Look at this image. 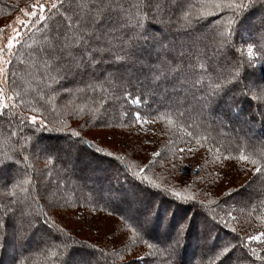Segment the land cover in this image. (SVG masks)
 Here are the masks:
<instances>
[{
  "label": "snow or ice",
  "instance_id": "snow-or-ice-1",
  "mask_svg": "<svg viewBox=\"0 0 264 264\" xmlns=\"http://www.w3.org/2000/svg\"><path fill=\"white\" fill-rule=\"evenodd\" d=\"M249 6L244 0H33L21 10L24 19L17 18L18 27L7 25L0 28V121H6L9 126L14 124L20 130L11 132V135L16 137L12 152L18 159L26 161L28 157L24 153L34 147L37 132H56L68 127L64 123H61L59 129L50 127L52 122H46L43 112L55 111V102L61 95L67 98L64 105L67 107L74 94L82 93L85 89L66 88L62 81L86 74L89 69L95 72L98 64L123 62L115 71L107 72L103 82L97 80L95 83H86V88L92 92L105 93L100 97L99 107L126 102L140 108L143 103L140 95L134 96L125 91L123 96H119L114 89L117 87V81L123 79L129 63H144L137 57V53L146 47L145 42L157 39V35L146 28V22L160 25L162 30L174 26L183 28L194 40H206L205 47H211L223 57V64L209 65L216 73L214 86H203L198 76L191 80L193 99L199 105L202 115L210 114L214 106L223 104L231 117L239 121L241 131L254 128L258 121L264 122V76L257 79L254 74H246L243 71L245 62L237 61L233 64L229 60V50L235 49L233 37L236 29L233 26L237 24V20L229 19L227 27L223 23L225 9L231 10L235 16L237 13H243ZM210 17L215 19H209ZM22 29L27 31V37ZM37 34L38 40L35 39ZM28 41L32 43L29 44ZM25 46L28 54L40 59L47 70L42 76L46 90H35L33 101H28L35 105L27 110L31 115L25 114L23 110L26 101L17 82V73L12 70L15 67V58ZM105 51L112 52L110 60L103 58ZM121 52L124 54L121 55ZM179 55L184 57L186 54L181 52ZM247 56L246 63L249 66L255 61L264 63V32H259L256 40L248 43ZM53 83L59 87H52ZM105 83L108 88L104 87ZM28 91L23 89L25 93ZM198 92L202 95L197 96ZM245 102L248 104L246 112L243 107ZM154 112L156 116L161 115L159 109ZM123 115L128 117L127 112ZM150 115L146 114L142 118L141 112L135 111L128 123H155L154 119L147 118ZM184 115V111L176 109L177 119H182ZM163 118L170 119L167 116ZM101 123L106 127L111 126L107 119ZM24 129L30 130L32 135H27ZM187 136L191 137V140L184 141L186 147L178 148L180 159L184 158L182 154L185 152L191 153L203 148L205 145L201 141L207 140V137L195 136L191 131L187 132ZM244 136L250 140L249 133L245 132ZM59 139L65 140L64 151L69 155L83 152L82 145L90 143L80 131H73L67 134V138ZM193 141L195 148L191 146ZM247 143V140L241 138L237 153L233 155L225 149L223 159L237 162L239 171L245 174L252 172L253 178L240 188L230 189L226 193L227 199L222 202L211 199L210 204L206 203L205 199L197 198L187 180L181 182V189L162 186L161 183L149 180L146 168L154 163L152 161L150 165H137V171H131L128 165L123 164L119 157H113L111 152L105 153L102 149L89 147L94 157L99 153L96 157L97 163L116 162L120 166L118 180L120 171L124 175V179L114 186L109 203L123 206L120 217L124 221L128 239L133 245L142 244L147 249L143 254L130 255L126 264H185V246L194 225H197L196 248L200 252L201 264H238L239 261L250 260L251 257H255V260H250V264H256L257 260L264 264V256L258 255L255 247H250L256 243L264 248V225H261L255 234L246 233L241 236L236 228L229 224V219L237 222L231 201L241 195V188L247 191L249 199L253 193L264 197V140L259 142L260 147L253 146L249 152L245 151ZM207 151L215 155L220 152V148H208ZM152 156L164 159L160 152H153ZM105 157L110 159L106 161ZM215 158L221 159L220 156ZM9 162L17 161L11 158L0 159V170ZM169 163L174 170V162L170 160ZM225 178L220 172H216L212 178L213 186L218 187L220 181ZM10 184L11 180L2 187L7 188ZM24 184L34 185L35 181L25 175L22 181L14 185L21 188L23 195L13 191L0 197V226L10 224L13 238L18 244L23 246L28 237V231L25 230L27 225L32 234L43 229L46 238L44 242L51 241L49 247L55 245L57 251L63 253L61 264H109L114 253L106 252L97 245L75 240L63 228L55 229V221L50 220L46 212L37 213L32 205L38 202L42 193L37 191L36 195H32L31 189L24 188ZM201 192L206 197L210 195L208 189H202ZM52 195L55 196V192ZM221 203L226 206L221 208L225 217H219L216 211L221 207ZM242 203L245 207L248 206L247 200ZM210 205L213 207L209 211ZM222 228H227L232 234L231 240H221L218 233ZM117 239L119 240V237ZM238 251L242 252L239 257L236 256Z\"/></svg>",
  "mask_w": 264,
  "mask_h": 264
},
{
  "label": "rangeland",
  "instance_id": "rangeland-1",
  "mask_svg": "<svg viewBox=\"0 0 264 264\" xmlns=\"http://www.w3.org/2000/svg\"><path fill=\"white\" fill-rule=\"evenodd\" d=\"M7 1L15 4V2L12 0ZM244 3H253L255 6H259L262 13L261 21H263V30L260 32H264V0H244ZM24 7L25 6H21L19 10H14L13 8V11L10 14L6 15V17L0 18V28H3L7 25H15L18 27L19 25L17 24V18L24 19L23 13L21 11L24 9ZM22 31L25 32L26 30L22 29ZM241 33L244 32L241 30ZM257 33H259V30ZM257 33L255 35L252 34L251 36H243V34H241V36L239 35L235 38L238 42L235 48L237 53L236 55H238L241 60L243 59V62H245L244 65L246 67L249 66L246 63L248 60V43H252L254 40H256ZM187 41H189V39ZM188 43L190 44L191 41ZM200 43L205 44L207 41L205 40L204 42H199V44ZM177 49L178 50H173V52L178 55L181 52H187L186 46H182ZM104 53L110 54L109 51H105ZM25 56L30 55L27 52L22 53L20 51L19 56L15 58V65L17 64L19 66V68H16L15 66L16 69H19V71L17 70L16 73L17 76H21L20 79L23 85L29 83V79H31L30 76H27L30 73H27L26 75V71L23 72L21 69V66H24L26 63ZM31 57L32 56H30V58ZM210 58V62L212 63H202V69H205L212 64H223L222 56H210ZM106 64H109V66L106 67L103 65L102 68L97 67L95 72L90 69V71H87L86 74L76 77H69L63 80L62 83L66 88L88 89L86 88V83H95L97 80L103 82L107 72H113L117 67H119L117 64ZM251 66L253 69H248L249 67H247L250 74H254L257 79L264 76V71L262 70L263 65L260 61H255ZM250 71H254V73H251ZM46 72L47 70L44 68L40 71V74L43 76V74ZM126 73L127 72H125L124 75L125 78L123 77L122 80L117 81L118 88L116 87L114 89L115 93L118 94L120 89L124 90L130 86H133L136 91H142V88L145 87L144 85L147 84V82L142 83L143 81L140 80L141 83L138 82V84L131 78H128ZM180 82H183L182 78L180 79ZM57 87H59L58 84ZM104 87L108 88L107 83L104 84ZM151 87L153 90H156L153 85H151ZM88 90L91 91L90 89ZM110 91L113 90L110 89ZM189 91L191 92L192 90L190 89ZM98 92L100 93L99 103L94 104L96 110L99 109L96 107H99L101 103L100 97L105 95L104 92ZM61 98L59 101L62 100V103L63 100L66 101L65 97H63V99ZM65 101L60 106L67 113L64 117L57 119V122L54 120L52 121L55 122L56 125L61 126V123L64 122L68 125V127L80 129L82 136L85 137L87 141L94 142L100 149L103 148L105 151L111 152L113 156L119 157L126 165L134 163L135 166H133L136 169L137 165L145 166L150 165V161L154 162L146 168V171L149 170L151 177L153 178L150 180L156 181L154 179H159L169 186H174L177 189H181L183 187L181 182L187 180L191 185V191L197 195L198 199H205L206 203L210 204L211 199H216L222 202L223 200L227 199L226 193L230 189L240 188L241 185L246 184L250 179L253 178L252 172L245 174L244 172L239 171L240 166L237 162L224 160L222 154L216 153L213 155L212 152L207 151V149L211 147L204 146L203 148L194 150L191 153L185 152L182 154L184 156L183 159L178 158L180 155L178 153V148H185L186 144L184 141H189L191 139L187 136L185 127H180L174 122L159 121L158 119L147 117L149 120L154 119L156 122H149L143 125L129 124L128 120H130V118L123 117L125 119L122 118L120 123H117L116 119H110L106 112L111 111L112 113L121 105L120 102H118L115 106H109L108 104H105L103 107H101L102 112H105V114L101 113V115H98V120H96V118L89 120L87 116H81L80 111L79 115L74 113L76 112V107L73 106L75 104H72V102H70L68 106L65 107ZM182 105L183 107H181V111H184L185 113H188L196 118H209L214 126L223 128V131L226 133V135L234 137L238 140H241V138L244 140L248 139V137L244 136L245 132L243 131H245V129L241 131V128L235 126L232 127V125L229 123V120H222L219 115L215 116L211 113H204L202 115L199 111V105L197 104L196 100H188ZM69 106H73L74 109H67ZM90 106L92 105L87 104V109L91 110ZM105 109H107V111H105ZM144 117L145 116H142V118ZM62 119H64V121ZM105 119L109 121L111 126L106 127L101 123V121ZM94 121L97 122L94 123ZM27 130L23 131H26V134L31 136V131ZM19 131L20 130L16 128L14 124L9 126L6 121H0V159L11 158V160L17 161L13 164L14 168L11 170L3 169L0 172V197L7 193V189L2 187L3 184L9 180L15 181L19 178L24 179L26 175L35 181L34 185L27 186L31 189V192L33 190L35 195L37 194V191L42 193L37 202L39 204L38 207L36 205H32L34 210L38 213L46 212L49 219L55 221V229L59 230L63 228L65 231L70 233L75 240L89 242V244L97 245L106 252L114 253L109 264H126L127 259L130 258V255L137 253L143 254L147 250L146 246L142 244L133 245L131 243V241L128 239L127 230L124 228V223L121 220L116 218L114 215L103 211H98L86 206L84 202H81V194L83 193L84 195L85 192L87 194H91L93 198L95 197L98 199V195H95L94 192L98 186L96 185V181L91 178L87 180L84 179L81 183H73L68 180V174L71 176L76 175L75 172V174H72V168L76 165L74 166V164H71L74 163V160H70V156H68L69 154L64 151L66 146L65 141L61 140L60 142L52 141L47 143V140H38L37 136L35 135L34 147L28 152L24 153V155L28 157V160L25 161L18 159L12 152L13 141L16 139V137L12 136L11 132ZM256 135L257 134H250V137L255 139L257 137ZM38 141L40 142L38 143ZM35 145H39V147H36ZM191 146L194 148L196 147L194 141L192 142ZM153 152H160L164 159H158L157 157L152 156ZM65 154L67 157V162L64 158ZM216 156H220L221 159L217 160L215 158ZM51 158H54V161H50ZM86 159L88 158L82 157L79 160L81 161L78 163L80 168L85 166L84 161ZM170 160L175 164L174 170L172 169V165L169 163ZM102 165L100 166L102 167ZM197 172H199V176H197ZM216 172H220L221 175L226 177L220 181L218 187H215L212 184V178ZM102 174H105V172ZM48 189H50V191ZM202 189H208L210 195L207 197L203 195L201 192ZM53 192H55V196L52 195ZM260 197L261 196L253 193L249 199L247 191L241 188V195H237L236 198L231 201L235 209L233 211V215L237 216V222H233L229 219V224L232 227H235L237 232H239L242 236H244L246 233L255 234L260 229V226L264 225L262 218L258 214L252 213V211L249 209L251 204L256 203ZM245 200H247L248 205L250 204L249 207H245L242 203ZM210 207H213V205H210ZM224 207L226 206L221 203V207L216 209L220 217H225L224 211L221 210V208ZM9 237V241H15L12 235L11 225ZM117 237H119V240ZM45 240V237H40L31 244L24 243V245L30 249H28L29 251H31L41 243L43 245L51 243V241L44 242ZM251 246L257 249V253H259V255L263 253L262 256H264V248H261L256 243L251 244ZM193 249L194 247H192L191 252H193ZM24 254L25 252L21 250L16 253L14 248L11 247L8 250V259L6 258V263H9L14 255H16V259H19ZM121 257L124 259L122 260ZM42 260L44 259L36 261L40 262ZM49 262L50 261H44L42 264H49Z\"/></svg>",
  "mask_w": 264,
  "mask_h": 264
},
{
  "label": "trees",
  "instance_id": "trees-1",
  "mask_svg": "<svg viewBox=\"0 0 264 264\" xmlns=\"http://www.w3.org/2000/svg\"><path fill=\"white\" fill-rule=\"evenodd\" d=\"M15 2V4L10 3L7 0H0V18L6 17V15L10 14L14 8L19 10L21 6H25L24 9L27 7L28 4L32 3L33 0H12ZM192 2H196V0H192ZM248 3V2H247ZM245 3V4H247ZM250 6L243 12V13H237L235 16L233 15L231 10L225 9V16L223 23L225 27H227V21L229 19H236L237 24L233 27L236 29L235 35L233 37V41L236 45L238 42L236 41L237 36H251L252 34H256L259 30H263V21H261V10L259 6H255L253 3L249 4ZM209 19L214 20V17H210ZM146 28H148L152 33H155L157 35V39L155 41L149 40L146 41V47H144L139 53H137V57L144 61L143 64H132L129 63L127 65V73L126 75L128 78H131L135 82L143 81L142 83L147 82L142 88V91H136L133 86L128 87L127 89H118L119 96H123L125 91L131 92L134 96L140 95L142 100V105L140 108H136L133 105H129L126 102H120V106L116 108L112 113L111 111H107L106 114L109 115V118L112 120L116 119V122L120 123V120L124 117L123 113H128V118H132V114L135 111H140L141 116H146V114H151L150 118L158 119L159 121H171L176 123L178 126L185 127L186 133L191 131L195 136L201 137H207V140H202L201 142L205 145V147H219L220 148V154L223 156L225 155V149H228L233 155L237 153V149L239 147V141L238 139H235L234 137H231L229 135H226L224 133L223 128H219L217 126H214L209 118H196L192 115L185 113L184 117L182 119L176 118V109L179 108L180 110L183 107L182 104L186 103L188 100H194L193 99V93L189 90L191 89V80L194 76H198L200 81L203 82V86L205 87H212L216 83V73L211 70V67H206L205 69H202V63L210 64V56L211 57H218V54L213 51L211 47H205V44H202L193 39L190 35L186 34V30L183 28H180L178 26H174L170 29H161L160 25H151L146 22ZM241 30L244 33H241ZM27 31H25V37H27ZM258 34V33H257ZM35 39H39V35L35 37ZM191 41L189 44L187 41ZM28 43H32V41H28ZM166 46V47H164ZM182 46L187 47V52H185V56L181 57L178 54H175L173 50H178L177 48H180ZM107 47V45H105ZM24 49V50H23ZM118 51V49H116ZM22 53H28L27 47H22L20 49ZM154 51V52H153ZM157 52V53H156ZM159 52V53H158ZM123 55L124 53H120ZM174 54V55H173ZM236 49L229 50L228 52V58L230 57V61L234 64L237 61L243 62V59L236 55ZM112 57V52L110 54L103 53V58L105 60H110ZM26 63L24 66H21L22 71H26L30 76L31 79H29V83H26L23 85L21 82V76H17V82L21 86L22 95L24 96V99L26 101L23 110L25 111V114L31 115L32 113L27 111L31 107L35 106L34 103H28V101H33L34 96L36 95L37 89H45V85L42 80V74H40V71L44 69V65L38 58H33L30 56H25ZM161 61H168L170 63L168 64H162ZM123 62H117V65H120ZM245 64V63H244ZM263 65L262 70L264 71V63H261ZM105 65L106 67L109 66V64H98L97 67H101ZM16 68L19 66L16 64ZM248 69H253L252 66H247ZM247 67L244 65L243 71L245 73H249ZM251 67V68H250ZM15 67L12 69L14 72L19 69H16ZM39 68V69H38ZM163 70V75H161V72ZM87 71H90L87 70ZM251 72V71H250ZM251 73H254L252 71ZM125 75V73H124ZM126 76V77H127ZM159 77L158 79H153V77ZM125 78V76H124ZM183 79V82H180V79ZM31 80V83H30ZM126 80V79H124ZM33 82V83H32ZM22 83V84H21ZM49 83H52L49 81ZM138 83V84H139ZM151 85L155 87L156 90H153ZM147 86V87H146ZM52 87L58 88L57 84H52ZM118 88V87H117ZM145 88V89H144ZM23 89H28L29 91L27 93L23 92ZM152 90V92H151ZM201 93H196V95H200ZM99 95L100 93L89 91L88 89H85L82 93H75L72 98V104H75L73 106L76 107V112H74L76 115L80 114L81 116H87L89 120H93L96 118L98 120V115H101L102 112L101 107H96L99 109H95L94 104L99 103ZM62 97V98H61ZM63 95L60 96L61 99H63ZM78 97V98H77ZM59 98V99H60ZM66 98V97H65ZM59 99L55 102V111H47L43 112V118L47 121H55L64 117L67 113L63 108H61V104L64 103L65 100L59 101ZM67 100V98H66ZM87 104H90L92 106L91 110L87 109ZM73 106H69L67 109H74ZM245 112L248 110V104L245 102L243 104ZM79 108V109H77ZM80 109H83L81 111ZM94 109V111H93ZM159 109L160 116H156L154 110ZM43 111V110H42ZM92 111V112H90ZM211 114H214L215 116H218L222 120H229V123L232 125V127H238L241 128V125L239 121L235 118L231 117V114L228 109H226L223 104L214 106ZM39 116L40 113H37ZM167 116L170 119H164L163 117ZM125 119V118H123ZM193 119V120H192ZM64 121V119H62ZM55 122H52L51 126H55L57 129L60 128V125H56ZM97 121H94V123ZM112 122V121H111ZM64 123V122H63ZM65 124V123H64ZM27 130V129H24ZM28 131V130H27ZM73 131H81L80 129H75L71 127H66L62 131H56V132H50V131H40L36 133L37 139L41 140L43 138L44 140H47V143L55 141L60 142L61 140L65 141L64 139H59L60 137L67 138V134L71 133ZM27 133L26 131H24ZM251 135L257 134L256 138L253 139L250 137L249 139H245L248 141L247 146H245V151L249 152L251 151V148L253 146L260 147V141L264 140V122H256V126L254 128H245V131ZM82 135V134H81ZM41 137V138H40ZM85 138V137H84ZM191 139V137H189ZM262 138V139H261ZM86 140V138H85ZM40 141H38L39 143ZM89 142V141H88ZM84 151L83 152H77L74 155H68L70 156V160H74L75 167L72 168V174L76 175H69L68 174V180L73 183H81L84 179L87 180L89 178L96 181V189L94 190L95 195H98L96 199L93 198L91 194H81V202L93 209H96L98 211H103L106 213H109L111 215H114L116 218L121 220L120 213L123 211V206L118 205L117 203H109V200L111 199L113 193H114V186L119 183V181H122L124 179L123 172H119V180L117 179L118 175V169L120 166L116 162L112 163H97L96 157L99 156V153L96 154V157H94L91 152L89 151V147L92 148H99L96 143L91 142L89 145H82ZM100 149V148H99ZM103 149V148H101ZM105 153V151L103 149ZM67 153V152H66ZM68 154V153H67ZM87 157L84 161V167L80 168L78 166V163L81 158ZM117 157V156H113ZM65 161L67 160L66 154L64 156ZM106 161L110 158L105 157ZM121 160V159H120ZM50 161H54V158H51ZM67 162V161H66ZM121 162L125 164L122 160ZM12 162H9L3 169H12L13 167ZM103 164V165H102ZM102 165V167L100 166ZM134 163L128 164L129 169L131 171H137V169L133 166ZM100 166V167H99ZM133 166V167H132ZM2 169V170H3ZM93 169V170H92ZM1 172V170H0ZM75 172V173H74ZM105 172V174H102ZM93 175V176H92ZM146 175L148 179H153L151 177V173L149 170L146 171ZM150 176V178H149ZM23 179L19 178L15 181H12V184H10L6 189L7 193H11L15 191L18 195H23L20 187H15L14 185L22 181ZM81 180V181H80ZM92 180V181H93ZM156 180V183H161L163 186H167L165 182L161 180ZM8 182V181H7ZM28 184H24L23 187H27ZM169 186V185H168ZM32 195H35V192L32 190ZM83 195V196H82ZM33 205L38 207V203L35 202ZM250 205V204H249ZM248 205V207H249ZM187 207V206H185ZM209 207V211H210ZM252 213L258 214L263 222H264V197H260L256 203L251 204L249 208ZM38 213V212H37ZM219 216V215H218ZM220 217V216H219ZM179 218V217H177ZM51 220V219H50ZM123 223L124 221L121 220ZM8 228V229H7ZM197 225L193 226V230L189 236L188 243L186 244V252L184 253V261L185 264H201V257L200 252L196 248V231ZM25 230L28 231V237L24 241V243L31 244L33 241L37 240L40 237H44V231L41 229L39 232L32 234L30 229H27V225H25ZM8 232V233H7ZM9 233H10V224L0 226V264H21L23 261V264H42L44 261H50L49 264H61V261L64 259L63 253L58 252L55 245L49 247V244L43 245L42 243L37 245L35 249L29 251L30 249L23 245L17 243L15 240L14 242L9 241ZM219 237L221 240H231L232 234L228 232L227 228H222L219 233ZM241 235V234H240ZM242 236V235H241ZM81 241V240H77ZM84 242V241H83ZM58 243V242H57ZM89 243V242H86ZM14 248L16 253L21 250L24 251L25 254L22 255L19 259H16V255L12 257V259L9 261V263H6V258L8 256V250L11 248ZM192 247H194L193 252H191ZM250 247H253L250 245ZM29 249V250H28ZM195 253V256H194ZM242 252H236V256H241ZM259 255V253H258ZM260 255H263L260 254ZM8 259V258H7ZM40 262H37L36 260H41ZM250 260H255V257H251ZM249 259H245L243 261H239L238 264H250ZM256 264H261L260 261H256Z\"/></svg>",
  "mask_w": 264,
  "mask_h": 264
}]
</instances>
